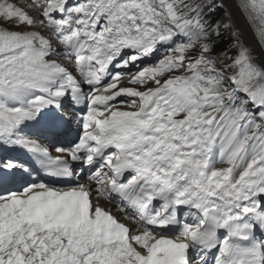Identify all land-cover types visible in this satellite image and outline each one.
<instances>
[{"label": "snow or ice", "instance_id": "6c2138e0", "mask_svg": "<svg viewBox=\"0 0 264 264\" xmlns=\"http://www.w3.org/2000/svg\"><path fill=\"white\" fill-rule=\"evenodd\" d=\"M229 5L264 25V0H0V264H264V45Z\"/></svg>", "mask_w": 264, "mask_h": 264}, {"label": "rangeland", "instance_id": "374dc122", "mask_svg": "<svg viewBox=\"0 0 264 264\" xmlns=\"http://www.w3.org/2000/svg\"><path fill=\"white\" fill-rule=\"evenodd\" d=\"M228 11H231L234 13V18H235V22L237 27H239L240 29H242L243 31V39L244 41L249 44L252 45L253 47L259 49V47L261 46L258 39H255V35H254V29L250 26V24L248 23L249 20L247 19V15L246 13H240L237 10L234 9V7H232L231 5H229L227 7ZM223 15V13H222ZM248 21V22H247ZM253 31V32H252ZM123 86H131L129 85L127 82L123 85Z\"/></svg>", "mask_w": 264, "mask_h": 264}, {"label": "bare ground", "instance_id": "6f19581e", "mask_svg": "<svg viewBox=\"0 0 264 264\" xmlns=\"http://www.w3.org/2000/svg\"><path fill=\"white\" fill-rule=\"evenodd\" d=\"M246 15L248 16V18H249V20H250V22H248V21H247V22H248V23L250 24V26L254 29V32H255V33H254V35H255V39H256V40L258 39L260 45H264V38H262V37L260 36V29H261L262 27H264V25H261L258 21L252 19V17L255 15L254 13H252V14L246 13ZM252 32H253V31H252ZM120 99H126V98L121 97ZM13 154L19 156L21 160H22V158H23L24 156H27V155H28V153H25V152H16V153H13ZM37 177H39V176H37ZM39 179H40V178H39Z\"/></svg>", "mask_w": 264, "mask_h": 264}, {"label": "trees", "instance_id": "16d2710c", "mask_svg": "<svg viewBox=\"0 0 264 264\" xmlns=\"http://www.w3.org/2000/svg\"><path fill=\"white\" fill-rule=\"evenodd\" d=\"M221 15H222V13H221Z\"/></svg>", "mask_w": 264, "mask_h": 264}]
</instances>
